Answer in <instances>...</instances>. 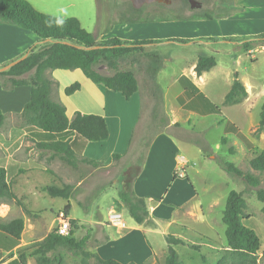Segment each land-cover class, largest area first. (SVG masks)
Wrapping results in <instances>:
<instances>
[{
	"label": "rangeland",
	"instance_id": "obj_1",
	"mask_svg": "<svg viewBox=\"0 0 264 264\" xmlns=\"http://www.w3.org/2000/svg\"><path fill=\"white\" fill-rule=\"evenodd\" d=\"M27 1L41 13L61 19H78L81 26L94 36L100 35L101 29L108 28L107 26L110 25L113 30L110 29L108 32L116 31L115 35H118L120 39L130 36V41H135L142 36L144 40L160 41L159 44L149 47L150 49L143 54H133L132 58L135 62L132 67L136 69L142 92L145 94L147 91L150 93L149 96L159 98L161 105L159 103L155 105L157 112L160 107L166 114L158 112L154 115L156 119L150 121L142 118L138 122L130 148L134 156L123 161L116 160L109 175H106L105 171H100L94 177H89L82 185L78 186V183L72 185L73 193L69 199L71 210L68 214L64 212L68 200L53 198L47 193L33 195L28 190L25 191L20 200L25 206L12 204L11 212L0 202V215L5 217V220L15 218L24 220L23 245L11 253L3 254L2 262L24 253L27 256V264H36L34 252L37 244L51 232H57L61 220L69 222L72 219L78 220L75 238L84 239L86 241L84 249L93 253V248L103 243L108 237L104 233L107 226H113L108 228L109 232L117 237L119 228L109 222V214L112 211H118L129 229L137 227L144 231L143 237L152 244L161 258L163 251L167 252L166 236L173 235L189 246L200 247L194 250L189 246H175L179 264H216L224 256L227 248L226 227L222 222L223 211L230 191L236 190L244 193L248 204L247 214L250 216L245 224L257 233L261 241L258 264H264V203L257 201L255 195L257 189L264 188V173L254 171L250 167V162L256 155L254 150H264V134L260 136L256 134L264 104V51L250 52V46L245 48L242 44L233 43L193 44L188 47L172 44L180 36L190 37L200 34V37L204 38L211 34L219 37L224 29L233 28L234 25L231 23L239 17L254 11H258L262 17L264 5L253 9L251 0H172L169 5L154 3L136 10L130 0ZM135 19H145L147 22L132 25L126 32L117 23ZM114 23L117 24L114 25ZM189 23H193L191 30ZM191 31L194 34H191ZM31 36L37 38L34 33L0 19V63L5 61L10 64V55L20 53L22 44L33 45L35 41L32 42ZM261 42L264 43V41ZM35 43L34 45H45ZM203 54L213 56L217 66L198 78L193 65L196 66L199 56ZM130 62V57L123 58L118 69L132 70ZM9 64L0 66V69ZM94 68L103 75L114 73V70L108 69L105 63H99ZM57 72H50L49 75L50 78H57L60 83L54 98L55 101H62L70 112L77 106L78 99L67 97L63 87L79 81L75 79L76 75L71 74V70H57ZM31 75L32 73H29L21 78L29 79ZM151 75L154 81H146L145 78H150ZM181 75L191 77L212 102L220 107L222 114L201 116L183 110L176 99L182 92L178 81ZM235 75L238 76L239 81L246 84L250 93L238 103L225 104V97L236 79ZM1 82L6 86H3ZM55 85L58 86L56 82ZM100 88L102 87H98ZM0 89L2 92L3 89L5 90L0 100L9 109L14 105V88L8 77L0 76ZM98 92V100L113 102L110 99L112 93L103 94L101 89ZM89 94L93 95V91ZM10 103L11 106H9ZM150 107L151 105H148V109ZM110 123L113 124V121ZM21 125H25L22 118L9 116L0 132L3 135L6 134L8 138L10 129ZM158 133L173 137L179 148L178 155L189 160L188 177L199 194V199H196L195 203L201 201L203 204L204 217L201 213H196L192 217L182 208L187 198L186 186L175 188L172 196L167 199L168 188L163 191V182L153 184L149 181L145 184V191L150 193L153 199L164 198L162 202L148 203L155 222L154 227L136 224L125 209L117 207V199L112 198L116 195L114 194L116 187L112 182L106 183V181H113L127 168L138 166L144 159L149 142ZM238 133L249 138L253 144V151L246 148L237 137ZM5 156V149H1L0 158ZM211 157L214 158L211 159ZM102 159L106 162L109 158L105 154ZM222 163L232 164L245 175L258 178L261 182L260 186L253 188L246 185L241 177L228 174L222 168ZM164 173L165 170L159 177L162 181ZM32 174L34 176L35 172ZM86 175L84 174V177H87ZM48 179L49 177L44 180L48 181ZM29 181V190L34 189L36 183L33 180ZM183 182L187 183L186 180ZM104 184L110 187L107 189L103 186ZM12 186H14V180ZM212 201L216 203V207L207 212L206 208ZM145 229L152 231L147 232ZM119 230L123 231L126 228ZM126 232L123 231L122 234ZM135 233L139 234V232ZM57 254L63 257V264H82V256L79 252L60 248ZM48 256H51V253ZM89 264L99 263L92 258ZM141 264H160V262L157 259V262L149 260Z\"/></svg>",
	"mask_w": 264,
	"mask_h": 264
},
{
	"label": "trees",
	"instance_id": "obj_2",
	"mask_svg": "<svg viewBox=\"0 0 264 264\" xmlns=\"http://www.w3.org/2000/svg\"><path fill=\"white\" fill-rule=\"evenodd\" d=\"M0 19L22 29L34 33L45 45H34L10 69L0 72V76L8 77L12 88L30 86L31 94L25 104L21 117L26 127L33 128L41 134L62 135L74 134V138L63 139L55 142H39V146L57 153L70 167L76 168L79 164H87L99 168L102 164L82 157V152L88 142H101L109 138L106 120L95 114H82L75 112L72 120L66 115V107L51 98L53 82L47 77L48 71L76 70L83 74L94 84L120 93L129 100L138 92V82L131 71L118 69L120 60L135 53H141L148 46L159 44L158 40H122L109 38L98 40L92 33L85 30L78 19H61L39 12L27 0H0ZM203 42H230L242 44L249 48L253 42L264 41V33L246 37H209L202 38ZM178 43H187V40H176ZM105 63L108 69L114 70L112 75H103L96 71L94 66ZM217 65L213 56H200L195 66V73L201 77ZM32 73L29 79L21 78ZM230 91L225 97V104L238 103L248 96L246 87L238 76L235 75ZM183 93L178 96L179 106L201 116L221 115L222 110L214 104L200 88L187 76L181 75L178 79ZM4 84V83H3ZM3 86H6L5 84ZM81 90V84L75 82L64 90L66 96H71ZM5 123V114L0 109V130ZM258 136L264 134V104L262 106L260 121L256 130ZM237 137L245 144L248 150H254L253 144L244 134L238 133ZM255 157L250 162V167L259 173H264V150L255 149ZM114 158H120L114 155ZM143 161L134 167L127 168L120 178V189L116 205L125 209L134 222L138 225L154 227L155 222L150 214L145 198H139L134 192V182L141 173ZM222 168L228 174L241 177L246 185L258 188L260 180L252 175H245L241 170L229 163H222ZM178 176L176 173L173 179ZM46 193L53 198L68 200L64 212L71 210L69 199L73 193L72 185L62 188L50 186L45 188ZM257 201L264 203V188L255 192ZM163 198L157 200L161 202ZM0 202L22 206L17 199L12 185L7 180V170L0 166ZM247 201L243 192L230 191L223 211L222 222L226 227L225 236L227 248L224 256L216 264H258L261 241L257 233L249 228L245 221L250 218L247 214ZM69 236H61L56 231L51 232L44 240L37 244L34 252L36 264H63L64 259L57 254L58 249L65 248L71 252H79L82 264H89L95 258L99 264H120L112 259H102L84 249L86 241L75 238L78 230V220H70ZM24 231V220L16 218L5 220L0 217V259L4 253H10L21 243ZM167 257L164 264H179L175 246H189L182 239L167 235ZM194 250L200 247L189 246ZM51 253V256L48 254ZM5 264H27V256L21 253L17 258Z\"/></svg>",
	"mask_w": 264,
	"mask_h": 264
},
{
	"label": "crops",
	"instance_id": "obj_3",
	"mask_svg": "<svg viewBox=\"0 0 264 264\" xmlns=\"http://www.w3.org/2000/svg\"><path fill=\"white\" fill-rule=\"evenodd\" d=\"M251 1L253 3L252 5H254L253 9L260 8V6L264 5V0H251ZM125 22H121V23L120 21L117 22L120 24L121 29L124 32L128 31L132 25H141L147 21L145 19H135L131 21L127 20ZM117 23H114V25ZM192 24L193 23L188 24L190 30L193 29L191 28L193 27L191 26ZM231 24H233L234 27L224 29V32L223 33L221 32L220 34L222 35H220L219 37H224V36L246 37V36L263 34L264 14L261 17V14H259L258 11H254L253 13L246 14L243 17H239ZM226 26L228 25H225V27ZM107 27L108 28L101 29V32L99 33L100 35L95 36L98 40H106L109 38L119 37L118 35L117 36L115 35L114 32L116 31L108 32L110 29L113 30L112 26L109 25ZM191 34H194L193 31H191ZM200 36H201L200 34L192 35L190 37L180 36L177 37V39H175V41L172 44L174 45L179 44L188 47L193 44L212 45L219 43H230V42H214V43L203 42L201 41L203 37ZM31 37H32V42L35 41L36 43H42L39 37L37 38H34V36ZM209 37H214V36L210 34L204 38H209ZM121 39L131 40V37L126 36V37H121ZM137 40H144V39L141 36ZM176 40H187L188 42L178 43L176 42ZM25 46H29V45L22 44L20 46L21 48L20 53L18 54L14 53V55H10V59H9L10 63L16 61L18 58H20L21 56L25 55L28 52L31 46L29 47H25ZM152 46L146 47L144 51L141 52L140 54H143L144 52L148 51L147 49H150L149 47ZM249 49L250 52L253 51L256 52L258 50L264 51V43L261 41L253 42L250 44ZM200 56H209V55L203 54ZM129 57L131 58L130 67L132 70H124V71L133 72L137 79L138 77L136 75V69L132 67L133 62H135L134 59L132 58L133 55ZM6 64L9 63H6L4 61L0 63V66H4ZM193 68L195 69L194 65ZM64 71H69V70H64ZM50 72L51 73H58V72L57 70L47 72V77L54 82L51 98L53 101H55L54 93L56 91V95H57L58 89L60 88V83L57 78L49 77ZM206 73L207 72H205L204 74ZM71 74L77 76V78L75 79H78V81L80 82L81 90L67 97H71L72 99L73 98L78 99L77 106L72 111L69 112L68 108L62 101H56V102L62 103L66 107V115L69 120H72L75 112H80L82 114L100 115L106 120L109 130L108 140L101 142H88L85 145L84 150L82 152L83 158L98 162L102 164V166L99 168H93L92 166L87 164H79L78 167L72 168L68 166L57 153L49 149L40 147L38 145L40 141L55 142L63 139H69L72 137L74 138L75 137L74 134L70 132L62 135L50 134L45 136L33 128H29L23 125H21L20 127L14 126L10 129L9 133L7 134V136H9L8 138H6V134L3 135V133L0 132V150L5 149L6 151V156L0 158V166L4 167L7 170V180L11 185L13 184V180H14V186H12V189L19 201L22 200L23 193L27 190L31 192L33 195H37L39 193L45 194L46 193L45 188L50 186H56L62 188L64 185H73L75 183H78V186H80L89 177H94L100 171H105L106 175H109L110 171H112L111 167L115 165L116 160L123 161L132 155L134 156V154L132 153V149L130 148H131V142L133 136L136 134V129L138 128V122L142 120V118L151 121L157 118L154 117L156 113L158 112L165 113V111H162L160 107L158 108V112H157L155 105H158V103L159 105H161V101L159 100V98L149 96L150 93H148L147 91L144 94L142 92L141 86H139V84L141 85V83H139V80H137L138 92H136L129 100H127L120 93L110 91L104 88L102 85H97L92 83L83 74V72L80 69L72 70ZM156 77L158 78V74L156 75ZM150 78L146 77L145 80L153 82L154 80L152 75ZM189 78L192 80L191 77ZM55 82L58 84V86L55 85ZM243 85L246 87V84ZM66 87L67 86L63 87V91L65 90ZM98 87H102L100 89L103 91V94L108 93L110 95L112 93L111 94L112 97H110V99L113 100V102L109 103L108 101L105 102L104 100H98V93H99L98 90H100L98 89ZM246 90L248 92V87H246ZM92 91H93V95L89 94ZM4 92H5L4 89L3 92L2 89H0V98H2L1 96ZM141 93L142 95L140 96ZM182 93H183V88H182V92L179 95H181ZM249 93L250 92H248V94ZM30 94H31L30 86L15 87L14 105L9 109H7L8 106L4 105L5 103L1 102L0 100V109L5 114V122L7 121V118L9 116L22 118L21 113L23 111L25 104L30 99ZM148 105H151L150 109H148ZM9 106H11V103L9 104ZM130 110H133V112H130ZM187 112H190L194 115H198L192 111H187ZM110 121H113V124H111ZM178 151L179 148L176 145L173 137H171L170 135H166L165 133H158V135L149 142L148 147L146 148V152L144 153L141 173L139 174L133 185L134 192L137 197L145 198L148 204L149 202L155 203L158 200V199H153L150 196V193H147L145 191V184L149 183V181L153 184L157 182H163V191L166 190V188H168V190L166 191L167 199H169L172 196V194L175 191V188L177 189L181 186H186L187 198L185 199V203H184L185 205L182 208L186 210L187 214L192 217H194L196 213H201V215L204 217L205 210L203 204L201 203V201L195 203L196 199H199V194H197L195 187L193 186L192 182L188 177L187 170H188V165L190 164L189 160L184 156H179ZM105 154L109 158L108 161L106 162L104 161V159H102V156H104ZM114 155H119L120 158L116 159L114 158ZM213 158L214 157H211V159ZM164 170H165L164 180L162 181L159 177ZM36 171L41 172L42 174L37 173ZM34 172L35 174L34 176H32L33 175L32 173ZM174 173L179 175L176 179H173ZM84 174H87L86 175L87 177H84ZM48 177H49L48 181H45L44 179H47ZM120 178L121 175L113 179V181H106V183L112 182L113 185L116 187V190L114 192V194L116 195L112 196V198L114 199H118V192L120 189ZM29 180H33L36 183V187H34V189L31 188L29 190V184H30ZM183 180H186L187 183H184ZM103 186H106L107 189L110 187L109 185H105V184ZM106 192L107 190L104 191L105 194ZM163 200L164 198L162 199V201ZM20 202L22 203V201ZM1 204L8 207V211L10 212L12 211L13 203L8 204L1 202ZM22 206L25 205L22 203ZM215 207H216V203L212 201L208 204L206 210L207 212H210ZM0 217L2 219H6L1 215ZM110 227L113 226H107L104 229L105 235L108 236L105 239V241H103V243H99L93 248L94 250L93 253L97 254L100 258L105 260L112 259L119 262L120 264H128L130 262L141 264L149 260H155L157 262V259L160 262V264L165 263L168 247H167V252L163 251V257L161 258L160 254L157 253L156 249H154L152 244L149 241H146L145 238L143 237L144 235L143 230L137 227H133L129 229L126 226V230L123 231H127V232L125 234H122L123 231L118 229L116 233L118 235L117 237H115V235L112 232H109L108 228ZM145 230L147 232L152 231L150 229H145ZM135 232H139V234L136 235ZM22 242H23V233L21 236L20 245L16 247L14 250L20 248L23 245ZM2 259L3 258L0 259V264H5L11 260L10 259L9 261L2 262L3 261Z\"/></svg>",
	"mask_w": 264,
	"mask_h": 264
},
{
	"label": "built area",
	"instance_id": "obj_4",
	"mask_svg": "<svg viewBox=\"0 0 264 264\" xmlns=\"http://www.w3.org/2000/svg\"><path fill=\"white\" fill-rule=\"evenodd\" d=\"M182 176V174H181ZM109 222L113 224L115 227H118L119 229H125V223L122 221V216L118 211H112L109 214ZM70 232V223L69 221L66 220H61L60 221V226L57 230V234L61 236H69Z\"/></svg>",
	"mask_w": 264,
	"mask_h": 264
},
{
	"label": "water",
	"instance_id": "obj_5",
	"mask_svg": "<svg viewBox=\"0 0 264 264\" xmlns=\"http://www.w3.org/2000/svg\"><path fill=\"white\" fill-rule=\"evenodd\" d=\"M132 6L134 9L139 10L143 8L145 5H151L154 3H162L165 5H169L172 3V0H130ZM27 55H25L22 59H24ZM20 60H16L14 62H11L9 65L3 67L0 69V72H4L8 69H10L12 66L16 65Z\"/></svg>",
	"mask_w": 264,
	"mask_h": 264
}]
</instances>
